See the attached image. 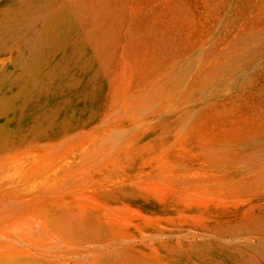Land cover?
Segmentation results:
<instances>
[{
	"label": "rangeland",
	"instance_id": "rangeland-1",
	"mask_svg": "<svg viewBox=\"0 0 264 264\" xmlns=\"http://www.w3.org/2000/svg\"><path fill=\"white\" fill-rule=\"evenodd\" d=\"M0 264H264V0H0Z\"/></svg>",
	"mask_w": 264,
	"mask_h": 264
}]
</instances>
